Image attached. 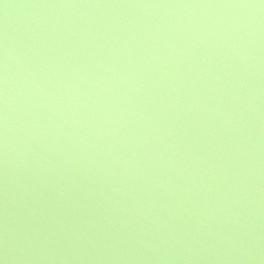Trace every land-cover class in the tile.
Wrapping results in <instances>:
<instances>
[{"label":"water","instance_id":"1","mask_svg":"<svg viewBox=\"0 0 264 264\" xmlns=\"http://www.w3.org/2000/svg\"><path fill=\"white\" fill-rule=\"evenodd\" d=\"M3 264H264V0H0Z\"/></svg>","mask_w":264,"mask_h":264},{"label":"snow or ice","instance_id":"2","mask_svg":"<svg viewBox=\"0 0 264 264\" xmlns=\"http://www.w3.org/2000/svg\"><path fill=\"white\" fill-rule=\"evenodd\" d=\"M0 264H3V262H2V261H0Z\"/></svg>","mask_w":264,"mask_h":264}]
</instances>
